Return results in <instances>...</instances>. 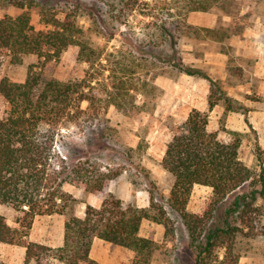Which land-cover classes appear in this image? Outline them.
I'll return each mask as SVG.
<instances>
[{"label": "rangeland", "instance_id": "1", "mask_svg": "<svg viewBox=\"0 0 264 264\" xmlns=\"http://www.w3.org/2000/svg\"><path fill=\"white\" fill-rule=\"evenodd\" d=\"M147 1L156 2L139 0L127 7L119 0H27L31 5L25 8L0 5V16L29 11L37 29H46L52 18L74 20L84 30L83 40L97 52V59L89 62L80 59L78 46H70L41 67L44 57L29 53L18 62L5 51L0 56V81L9 76L23 82L37 65L36 69L49 76L80 79L99 87L104 93L96 104L102 106L99 119L66 129L57 149L69 163L85 154L100 162L103 170L120 172L108 189L126 202L150 201L153 195L165 209L164 216L152 210L159 220L144 221V230L154 241L150 252L135 253L127 264H195L197 249L181 216L168 203L174 176L162 160L177 126L197 108L209 111V127L218 130L222 140L240 138V157L247 165L258 173L264 168V0H197L191 4L157 0L162 7L155 9ZM200 2L209 7L195 8ZM163 31L166 37L161 36ZM169 59L217 79L235 109L228 111L224 101H219L209 110V97L216 88L207 78L188 74ZM121 81L120 93L117 84ZM109 91L120 94L107 97ZM82 106L87 108L89 101ZM8 108L0 95V117ZM65 187L78 198L72 210L77 215L84 214L87 203H101L100 197L73 184ZM255 188L261 185L247 182L216 204L211 226L233 224L240 230L226 246L216 249L207 264L263 261L264 194L248 208L245 222L227 213L239 193ZM212 201L213 189L195 184L187 209L202 213ZM0 213L11 224L20 215L5 203H0Z\"/></svg>", "mask_w": 264, "mask_h": 264}, {"label": "trees", "instance_id": "2", "mask_svg": "<svg viewBox=\"0 0 264 264\" xmlns=\"http://www.w3.org/2000/svg\"><path fill=\"white\" fill-rule=\"evenodd\" d=\"M138 1L119 0V3H126L128 7ZM194 1L197 0H185L187 4ZM145 3H153L152 9L162 7L157 0ZM200 3L195 8L209 7ZM0 5L25 8L31 4L27 0H0ZM47 23L46 29H37L27 10L15 16H0V56L10 51L21 62L25 54L34 53L45 58L41 65L44 67L47 61L60 57L70 46L76 45L81 60L97 59L96 50L83 40L84 30L74 20L52 18ZM162 24L167 23L162 20ZM165 35L163 31L161 36ZM168 62L188 74L207 78L216 88L209 97V110L219 101H224L226 110L235 109L232 98L217 79L182 61L169 59ZM36 66L30 68L23 82L9 76L0 81V95L9 104L5 115L0 117V203L11 205L20 213L16 224H11L0 213V245L26 246L25 264H101L90 257L95 237L133 249L137 254L150 252L154 241L141 236L140 228L144 219H160L152 210L164 216L163 206L153 195L148 207L126 202L108 189L120 172L103 170L100 162L85 154L69 163L57 149L59 137L64 136L66 129L88 122L90 118L99 119L102 106L96 104L104 93L91 82L62 80ZM123 83L117 84L120 93ZM119 92L106 93L107 97H118ZM85 100L89 101L87 108L82 106ZM209 122L208 110L192 109L175 129L162 160L163 167L174 176L168 203L181 216L191 243L197 249L195 264H207L216 249L226 246L240 230L233 224L226 228L211 226L216 204L247 182L260 184L261 188L239 193L227 209L229 215L237 214L245 222L248 208L259 194H264V168L258 173L247 165L240 157V138L222 140L218 130L210 129ZM67 183L100 197L101 205L87 203L83 215L73 213L78 198L66 189ZM195 184L213 189V201L202 213L187 209ZM54 213L66 216L64 244L53 247L28 240L36 216ZM0 264L8 263L0 259Z\"/></svg>", "mask_w": 264, "mask_h": 264}, {"label": "crops", "instance_id": "3", "mask_svg": "<svg viewBox=\"0 0 264 264\" xmlns=\"http://www.w3.org/2000/svg\"><path fill=\"white\" fill-rule=\"evenodd\" d=\"M137 204L141 207H148L150 201L143 199L138 201ZM100 205L101 203L96 206ZM65 220L66 216L59 213L36 216L27 237L28 240L53 247L62 246L65 242ZM144 221L145 219L142 222L139 234L150 237V233L144 230ZM26 252V246L10 243L0 245V259L8 264H25ZM135 253L133 249L95 237L90 250V257L101 264H127L134 258ZM262 260L258 264H264V259Z\"/></svg>", "mask_w": 264, "mask_h": 264}]
</instances>
